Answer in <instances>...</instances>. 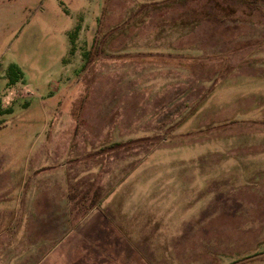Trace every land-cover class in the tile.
<instances>
[{
    "label": "rangeland",
    "instance_id": "rangeland-1",
    "mask_svg": "<svg viewBox=\"0 0 264 264\" xmlns=\"http://www.w3.org/2000/svg\"><path fill=\"white\" fill-rule=\"evenodd\" d=\"M0 264H264V0H0Z\"/></svg>",
    "mask_w": 264,
    "mask_h": 264
},
{
    "label": "trees",
    "instance_id": "trees-1",
    "mask_svg": "<svg viewBox=\"0 0 264 264\" xmlns=\"http://www.w3.org/2000/svg\"><path fill=\"white\" fill-rule=\"evenodd\" d=\"M7 75L9 77L8 84H13V83L17 82L16 80H18V77H19L18 68L15 67L14 65H10L8 67V70H7Z\"/></svg>",
    "mask_w": 264,
    "mask_h": 264
},
{
    "label": "crops",
    "instance_id": "crops-1",
    "mask_svg": "<svg viewBox=\"0 0 264 264\" xmlns=\"http://www.w3.org/2000/svg\"><path fill=\"white\" fill-rule=\"evenodd\" d=\"M46 206H43V208H45ZM46 218V217H45ZM49 219H50V217H49ZM47 220H44V222H39V224L40 225H44V226H46L47 225ZM49 225H51L50 223H49ZM45 231V230H44ZM36 232V231H35ZM41 232H43V230H41ZM37 233H35V236H33L32 237V235L30 236V237H32V238H34V237H37V235H36ZM45 237V236H44ZM52 239H58L57 237H50V240H52ZM60 239V238H59ZM33 240V239H32ZM35 247L33 246V244H32V249H34Z\"/></svg>",
    "mask_w": 264,
    "mask_h": 264
}]
</instances>
